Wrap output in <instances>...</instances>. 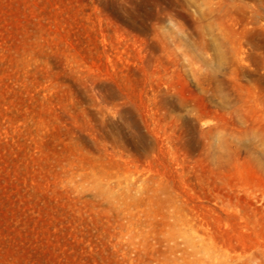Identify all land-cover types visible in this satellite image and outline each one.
<instances>
[{"label": "rangeland", "instance_id": "rangeland-1", "mask_svg": "<svg viewBox=\"0 0 264 264\" xmlns=\"http://www.w3.org/2000/svg\"><path fill=\"white\" fill-rule=\"evenodd\" d=\"M0 264H264V0H0Z\"/></svg>", "mask_w": 264, "mask_h": 264}, {"label": "clouds", "instance_id": "clouds-1", "mask_svg": "<svg viewBox=\"0 0 264 264\" xmlns=\"http://www.w3.org/2000/svg\"><path fill=\"white\" fill-rule=\"evenodd\" d=\"M240 150L251 149V139H240L235 141Z\"/></svg>", "mask_w": 264, "mask_h": 264}]
</instances>
